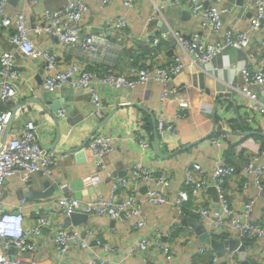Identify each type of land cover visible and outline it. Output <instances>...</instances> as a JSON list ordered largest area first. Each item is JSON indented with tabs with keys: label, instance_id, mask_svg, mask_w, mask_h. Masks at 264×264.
I'll list each match as a JSON object with an SVG mask.
<instances>
[{
	"label": "built area",
	"instance_id": "obj_1",
	"mask_svg": "<svg viewBox=\"0 0 264 264\" xmlns=\"http://www.w3.org/2000/svg\"><path fill=\"white\" fill-rule=\"evenodd\" d=\"M28 1L32 5L41 2ZM110 1L102 0L103 3ZM169 2L189 10L199 21L200 28L188 35L168 26V31L190 57L189 64L205 65L229 46L247 47L251 40L250 32L264 25V0H253L254 14L250 19V30L236 32L228 28L223 30L222 40H213L210 34H218L222 30V17L231 11L228 2L221 6L206 5L202 0ZM141 4L142 0H122V6L128 9H138ZM8 5L9 0H0V33L5 34L14 48H0V264H26L23 258L31 260L32 264L37 263L36 257L42 248L40 238L53 250L50 264H66V258H75L72 252L83 255L81 264H112L107 256L113 253L114 246L101 238L95 227L96 221L105 217L128 223L131 230L139 229L147 223L145 203L169 204L173 208L177 220L167 236L186 228L183 219H198L211 238L226 244L224 255L228 264H240L238 251L227 246L230 239L240 240L246 245V241H264V214H255L257 198L264 196V150L258 144L251 146L253 153L241 170L251 177L242 183L244 193L254 185L256 196L249 195L240 211L232 208L226 192L227 184L239 172L238 167L225 156L217 159L210 169L197 160L188 161L183 168L179 188L171 193L175 172L155 164L159 155L152 133L143 120L129 118L121 122L120 118L112 122L111 117L96 129L84 146L59 152L52 144L43 141L53 140V136H43L42 115L34 114L15 132L10 133L9 130V136L14 135V138L8 136L1 145L7 125L12 127L17 118L14 106L29 97L22 96L26 90L23 70L18 62L19 54L39 59L44 65L41 83L31 86L32 95L39 87L45 92H54L62 87L88 89L90 100L86 105L88 115L84 119L94 120V125L109 113L108 105L99 91L100 85L133 88L158 80L163 84L161 101L172 96L178 117L188 115L194 102L189 85L175 81L186 64L180 54H167L168 50L162 45L165 33L146 30L133 34L134 42L144 43L154 62L150 65L133 63L119 70L110 56L122 48L127 37L131 36L127 33L129 24L123 14H115L101 25L100 32H96L83 22L85 12L90 9L84 0H68L62 6L47 7L34 22L28 20L24 9L11 11ZM43 36L56 38L63 48L75 55V60L62 61L52 40L41 39L42 43L39 44L37 41ZM257 55H260V59L256 67L241 68L242 82L239 87V91L254 106L258 105L254 88L264 85V35ZM259 108L257 110L264 114V102ZM54 112L60 124L69 122L64 107L59 106ZM252 117L253 113L249 110L241 114V118L249 123L253 121ZM156 129L159 140L177 132L175 125L161 114L156 119ZM227 137V132L220 131L211 136V142L221 146ZM124 138L134 145L140 156L132 159L126 170L121 171L124 174H121L111 167L108 158L117 151L119 141ZM78 151H88L92 155L91 168L83 169L82 173L77 170L76 176L82 178L84 185L81 198L75 196L69 185L70 179L63 170L64 158L77 159ZM36 174H41L45 181L56 183L59 193L40 198L22 196L18 203H9L5 197L7 178L17 175L24 184L29 185ZM103 184L104 189L101 188ZM210 186L216 188L218 201L212 202V194L210 196L208 192ZM28 207L29 210H26ZM73 213L87 214L88 219L74 224L71 221ZM109 229L115 230L114 227ZM154 231V235L148 232L140 235L128 255L154 248L163 255L167 264H179L175 262L172 245L161 241L163 233L158 228H154ZM181 234V242L190 244L194 240V235L190 233ZM88 248L90 252L86 253ZM11 251L20 253L21 257L11 256ZM198 254H210L212 264L221 262L219 252L209 244L201 242ZM251 261L264 264L262 259L252 255ZM191 264H197L194 256Z\"/></svg>",
	"mask_w": 264,
	"mask_h": 264
},
{
	"label": "crops",
	"instance_id": "obj_2",
	"mask_svg": "<svg viewBox=\"0 0 264 264\" xmlns=\"http://www.w3.org/2000/svg\"><path fill=\"white\" fill-rule=\"evenodd\" d=\"M68 0H41L45 8L58 7L65 4ZM90 9L85 12L83 22L91 27V30L100 32L101 25L113 17L115 14H123L129 24L127 33L131 36L125 41L124 46L116 50L110 56L115 62L117 69L122 70L131 64H151L154 62L153 56L150 55L144 43L138 42L132 36L133 34H141L143 31H156L161 33V23H166L170 28L179 30L184 34H190L194 30L200 28L198 18L187 10L170 3L169 0H142L141 7L138 9H128L122 6V0H111L110 3H103L102 0H84ZM206 5L221 6L229 3L231 11L222 17V30L217 33L210 34L213 40L223 39V30L231 28L236 32L250 30V19L254 14L253 0H202ZM154 2L157 6H155ZM40 3V2H39ZM38 4V3H37ZM36 4L32 5L28 0H9L8 8L11 11L22 10L26 12L28 20L31 22L37 21L39 14L36 12ZM186 10L187 14H183ZM251 40L245 48L226 47L223 52L204 66L198 64H189L190 57L183 52V49L178 45L176 40L162 41V45L168 50L167 54H180L185 68L177 75L176 82L179 84L189 85L190 91L193 94L194 102L188 115L178 117L176 115V104L173 97L161 101V92L163 84L158 80H152L146 84H138L133 88H124V92L117 94L110 86H99V91L108 105V112L116 104H126L119 108L111 118L112 122L121 118V122L132 118L136 121L143 120L146 126L152 133L154 140V129L157 117L161 114L166 120L170 121L177 128V132L168 135L164 140H159L161 151L164 154L169 152H177L170 158H156V163L159 167L169 168L175 172L173 183L170 186V192H175L183 180V168L190 160H197L204 164L207 168L211 166L221 156L238 167L237 176L227 184L226 192L230 205L235 211L242 210L244 203L249 195L256 196V189L251 185L247 190L242 189V183L250 180L251 177L242 172V165L252 155L251 146L258 144L264 150V114H261L257 109L264 102V85H258L254 88L258 95V105L255 106L249 98L239 91L242 82L241 68L246 66L254 68L259 62L260 55L256 56V51L261 48V40L264 35V25L259 29L250 32ZM5 34L0 33V48L14 49L8 42ZM52 40L55 49L59 54V58L64 62L75 60V55L63 48L56 38L43 36L37 42L42 43V40ZM18 62L23 70V85L26 92L22 96H32L31 86L38 82V77L43 75V62L39 59H34L30 56L22 54L18 55ZM86 90V89H85ZM85 90H81L79 94H75L73 99L68 101L73 104H79L87 101L84 98ZM132 93V94H131ZM131 95V97H130ZM45 100H52V106L61 105L60 99L53 97L45 92ZM129 103H137L142 108ZM128 104V105H127ZM250 104L252 106H250ZM38 103H30L24 108L18 109L17 118L13 122L10 133L16 131L34 114L42 115L43 136H53V140L44 139L45 143H50L55 146L59 152H64L71 148H76L81 145L88 137L94 126V120L84 119L77 123L63 122L61 123V133L57 142L58 130L57 123L54 118L45 110H42ZM79 108V107H78ZM245 110L253 113V121L249 123V127L242 123L241 114ZM76 115L81 113L80 109H76ZM247 113V112H245ZM125 118V119H124ZM244 120V119H243ZM246 121V120H245ZM216 125V130L212 135L218 134L220 131L228 133L227 140L221 146H217L211 142V136L207 139L192 145L187 148L190 143L204 137ZM249 132H258L249 134ZM259 133H263L260 135ZM63 154V153H62ZM139 151L135 149L132 143L124 138L119 141L117 151L108 158L112 168L119 172L126 170L132 159L139 157ZM77 159L65 157L63 160V170L66 175H76L82 173L83 169L91 168L92 155L88 151H78ZM264 159V156H263ZM78 160V161H77ZM78 167H77V164ZM85 162V163H82ZM76 166V167H75ZM45 178L41 174H36L33 177L32 183L24 184L20 177L13 175L7 178L5 183V197L11 204L18 203L22 197L20 192L31 186L34 190L44 188ZM105 188V186H104ZM145 188L143 189V191ZM210 194V192H209ZM26 196V193L24 194ZM211 196V194H210ZM29 197V196H27ZM212 202L213 197L211 196ZM10 206V205H9ZM29 210V207L26 208ZM145 216L147 223L135 230L128 227V223L116 222L114 220L102 217L98 218L95 227L98 230L101 238L112 242L114 248L113 253H110L107 258L115 264H167L160 252L152 248L146 252L139 251L128 255L132 244L142 234H156L155 229H159L163 233L162 242L172 245L175 251V262L179 264H191V258H196L197 264H212L210 254H198V246L201 241L197 237L194 229L185 225L186 228L176 232L172 236H167L168 230L172 228V224L177 220L173 208L169 204H144ZM255 214H264V196L257 198ZM189 218V217H188ZM109 227H114L115 230H110ZM181 232L194 235V240L190 244L181 242L179 239L182 236ZM231 240V239H230ZM41 250L36 257L35 264H50L53 261V250L45 244L40 238ZM250 248L247 258L250 256L262 259L264 261V241H254L249 244ZM90 249H86V253ZM75 258H66V264H81L82 256L79 252H72ZM85 253V252H84ZM13 257H21L20 253L11 251ZM26 264H32L29 259L23 258ZM259 263V262H258ZM250 264H255L251 261Z\"/></svg>",
	"mask_w": 264,
	"mask_h": 264
},
{
	"label": "water",
	"instance_id": "obj_3",
	"mask_svg": "<svg viewBox=\"0 0 264 264\" xmlns=\"http://www.w3.org/2000/svg\"><path fill=\"white\" fill-rule=\"evenodd\" d=\"M44 9H45V5H44L43 2H40V3L36 4V7H35L36 12H41ZM183 14H187L186 10L184 11ZM160 26H161V31L163 33H165V37L164 38L166 40H170L171 42H173L174 41V37L171 34V32L168 31L169 30L168 25L166 23H161ZM202 66H204V65H202ZM37 83L38 84L41 83V76L38 77V82ZM83 89L84 88H82V87H79V88L62 87L61 89H59L57 91L47 92V93L51 94V96H52L51 99L53 97H55L56 99H60V101H61V105L52 106L51 103H52L53 99L52 100H45V97H44L45 91H43L42 88L39 87V88H37L34 91V95L27 97L26 99L18 102L14 106V109H13L14 114L18 111V109L24 108L26 105H29L30 103H38L56 121L57 130H58V137H57V142H58L59 141V137H60V133H61V125H60V121L57 118V116L55 115L54 111L59 106L64 107L66 109V115L68 116V121L70 123H77V122L81 121L82 119H84L88 115V110L86 108L87 102H88V100H90V95L88 93V89H86V90L84 89L85 90L84 98L87 101L81 102L80 103L81 106L79 104H73L72 102L68 101L70 99H73V96L76 93L79 94V92H81V90H83ZM112 89L117 94H121L122 92H124V90H126L124 88H112ZM130 97H131V95H130ZM123 105H126V104H116L110 110V112L107 114V116L102 121L97 122L94 125V127L90 131L88 137L86 138V140L81 145L77 146L76 148H71L69 150H75V149L77 150L81 146H84L90 140L91 136L96 131V129L102 123H104L105 121H108L113 116V114L119 108H121ZM129 105H134V106H138V107L142 108L141 105H139L137 103H134V104L133 103H131V104L129 103ZM76 109H80L81 113L74 118V116L76 115V113H75ZM10 127H11V125L8 124L6 129H5L4 135L2 137L1 145L4 143L6 138L9 136ZM215 130H216V125L213 128V130L210 131L207 135H205L204 137H202V138L190 143L186 147L189 148L192 145L207 139L209 136H211L215 132ZM252 133H258V132H249V134H252ZM259 134L263 135V133H259ZM9 137L11 139H13L14 135H10ZM56 144L54 145V148H55ZM154 145H155V150H156L157 154L159 156H161L162 158H170L171 156H173L177 152V150H176L175 152H169L167 154H164L161 151L160 144H159V136H158L157 129H156V123H155V129H154ZM120 173L124 174V172H120ZM68 178L70 179L69 185L74 190L75 196L78 197V198H81L82 194H83V187H84L82 178L79 177V176H76V175H71V174L68 175ZM44 188L45 189H43V190L42 189L41 190H34L31 186H29L26 190L25 189L22 190L20 192V194L22 196H24V194L26 193V196L34 197V198H40V197L52 196V195H54L56 193H59V191H60L58 185L56 183H51L49 180L45 181ZM101 188L104 189V184L101 185ZM208 192H210L212 194L213 199L215 201L219 200L218 192H217V190H216V188L214 186H210L208 188ZM87 219H88V215L87 214L73 213L71 215V221L74 224H79L81 222L86 221ZM182 222H183V224H185V225L189 226L190 228L194 229L195 233L197 234V237L199 238V240L202 243H206V244H209V245L213 246L219 252L220 259H221L220 264H228L227 261L225 260V255H224V249L226 248V244L224 242H219L215 238H211L208 235V233L205 231L204 225L202 223H200L199 220L194 218V217L185 218V219L182 220ZM43 230H46V228H43ZM227 246L230 249H236L238 251V256H239L241 264H250V262H249V260L247 258V254H248L250 246H248V245H246L244 243H241L240 240H237V239H231L227 243Z\"/></svg>",
	"mask_w": 264,
	"mask_h": 264
},
{
	"label": "trees",
	"instance_id": "obj_4",
	"mask_svg": "<svg viewBox=\"0 0 264 264\" xmlns=\"http://www.w3.org/2000/svg\"><path fill=\"white\" fill-rule=\"evenodd\" d=\"M242 120V123L245 125V126H248L249 127V122L243 120L242 118H240ZM249 241H246V243L248 244Z\"/></svg>",
	"mask_w": 264,
	"mask_h": 264
},
{
	"label": "rangeland",
	"instance_id": "obj_5",
	"mask_svg": "<svg viewBox=\"0 0 264 264\" xmlns=\"http://www.w3.org/2000/svg\"><path fill=\"white\" fill-rule=\"evenodd\" d=\"M249 244H252V242H248V245H249ZM239 260H240V259H239ZM240 264H241V263H240Z\"/></svg>",
	"mask_w": 264,
	"mask_h": 264
}]
</instances>
